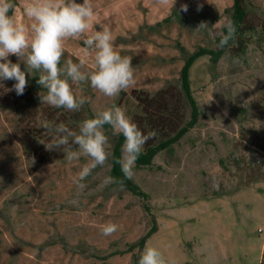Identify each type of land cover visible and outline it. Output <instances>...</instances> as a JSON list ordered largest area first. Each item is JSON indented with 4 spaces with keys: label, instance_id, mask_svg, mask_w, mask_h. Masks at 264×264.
Masks as SVG:
<instances>
[{
    "label": "rangeland",
    "instance_id": "1",
    "mask_svg": "<svg viewBox=\"0 0 264 264\" xmlns=\"http://www.w3.org/2000/svg\"><path fill=\"white\" fill-rule=\"evenodd\" d=\"M255 24H264V0H247ZM22 0H17L21 3ZM82 2V0H77ZM96 28L107 26L115 49L132 58L135 84L115 100L90 85L74 86L88 102L79 112L41 104L40 86L28 76L25 93L15 81H0V264H133L131 248L154 225L145 244L157 247L176 264H260L264 248V29L250 36L247 49H226L216 63L209 55L195 60L190 88L201 111L196 125L131 179L145 194L135 196L117 184L105 186L111 163L93 170L78 189L72 178L87 163L68 162L61 149L47 150L52 136L44 122L79 123L112 103L122 107L157 142L189 120L179 74L185 49L217 50L216 39L230 21L233 0H91ZM186 4L188 11H181ZM175 10L180 19L149 30ZM201 22L207 29L196 30ZM69 40L64 59L74 61L84 47ZM13 63L15 56L9 57ZM87 68H92L89 57ZM21 69L25 65L21 63ZM167 88L171 119H156L154 107L138 106L132 90L150 96ZM137 117L136 119H134ZM173 126V127H172ZM110 138L113 134L105 126ZM44 143V144H42ZM111 159V158H110ZM111 176V175H110ZM114 222L105 237L100 228Z\"/></svg>",
    "mask_w": 264,
    "mask_h": 264
},
{
    "label": "clouds",
    "instance_id": "2",
    "mask_svg": "<svg viewBox=\"0 0 264 264\" xmlns=\"http://www.w3.org/2000/svg\"><path fill=\"white\" fill-rule=\"evenodd\" d=\"M160 6L174 7L176 0H156ZM187 12L188 6L181 5ZM96 15L91 0H0V81H15L12 89L18 96L28 87V76L39 73L36 83L41 91L38 96L41 104L61 108L68 112H79L88 100L74 91V86L88 84L104 97L115 100L120 94L135 84V68L132 58L122 56L115 49L113 34L109 27L96 28L93 18ZM207 22H201L196 30L207 29ZM236 28L232 23L225 25L219 38L218 48H225L235 38ZM83 38L82 54L74 61L64 59L65 45L69 40ZM15 56L16 63L9 58ZM91 57L92 68H87ZM21 63L25 70L21 69ZM105 126L113 134L123 137L121 155L114 158L110 138ZM44 129L52 139L44 144L46 149H61L68 162H88L80 166L72 178L80 190L86 187L84 181L93 170L108 165L110 158L119 164L125 179L131 180L144 146L157 136L156 131L145 134L126 111L115 103L82 120L78 130L64 123L53 125L44 122ZM105 186H123V180L106 176ZM118 225L107 222L101 226V234L112 236ZM138 264H176L155 246L145 244Z\"/></svg>",
    "mask_w": 264,
    "mask_h": 264
},
{
    "label": "trees",
    "instance_id": "3",
    "mask_svg": "<svg viewBox=\"0 0 264 264\" xmlns=\"http://www.w3.org/2000/svg\"><path fill=\"white\" fill-rule=\"evenodd\" d=\"M229 11H230L229 23L235 25L236 33H235V38L233 40H230L229 44L225 48L223 49L218 48L217 50H208L199 47L197 50H195L192 53H187L183 48L180 49L184 54V61L179 74L178 86L182 96L185 98L186 103L189 106V110H190L189 120L185 122V124H182L180 126L179 124H173L175 127L171 130V134L170 135L167 134L163 138L158 139L157 142H154L152 139L148 140V142L144 146V151L142 155L139 157L137 161L136 167L150 166L152 164L153 158L159 152L169 149L174 143H176L182 137V135L186 131H188L189 129L193 128L196 125L198 118L201 116V111L198 107L196 100L192 95V91L190 88V79H189V71L195 60L204 55H209L210 61L212 63H216L226 49L233 50L235 55L237 56L242 55L245 53L247 49V45L250 41L249 40L250 36L258 33L259 30L264 29V24H260L258 26L257 24H255L247 0H233V5ZM174 18L180 19V16L176 14L175 10H173V12H171V15L164 18L161 22H158L153 26H147V28L149 30L155 31L157 28L171 23ZM224 30L225 28L223 29V32ZM219 38L220 37L216 39L217 44L219 42ZM37 79L38 77L34 78V81H35V85L39 87V85L36 83ZM122 95L123 92L121 93V96ZM131 95L136 100L138 106L145 107L146 105H150V107H154L157 112L156 119H159V121L171 120L168 118L170 116L168 114L169 110L165 100L167 96V88H163L157 91L152 96H150L147 92L141 90L139 91L132 90ZM136 118L137 117H135L134 119ZM142 131L144 132V130ZM122 143H123V137L120 135H115L113 138V147H112V153L114 158L120 157ZM110 163H111L110 175L112 177L117 178L118 180H123L122 187H124L132 195L145 197V194L132 180H128L123 177V174L120 170V166L119 164L115 163L114 159L111 158ZM155 231H156V226L153 225L144 236H142L135 244L131 245L130 247L131 248L138 247L139 250H142L145 246L146 241ZM132 257H133V264H138L139 261L138 257H136L135 255H133ZM260 264H264V248H263Z\"/></svg>",
    "mask_w": 264,
    "mask_h": 264
}]
</instances>
